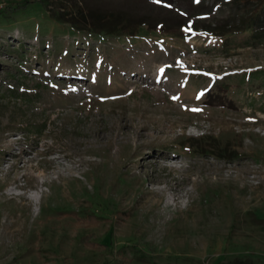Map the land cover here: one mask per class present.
<instances>
[{"label": "rangeland", "instance_id": "rangeland-1", "mask_svg": "<svg viewBox=\"0 0 264 264\" xmlns=\"http://www.w3.org/2000/svg\"><path fill=\"white\" fill-rule=\"evenodd\" d=\"M253 1L62 0L135 36L0 18V264H264V43L216 36Z\"/></svg>", "mask_w": 264, "mask_h": 264}, {"label": "trees", "instance_id": "trees-1", "mask_svg": "<svg viewBox=\"0 0 264 264\" xmlns=\"http://www.w3.org/2000/svg\"><path fill=\"white\" fill-rule=\"evenodd\" d=\"M240 1V0H238ZM245 1V0H241ZM247 2H254L253 0H246ZM258 5L253 9L251 15L244 22L242 28L232 29L231 31L218 33L216 36L224 40L221 43V47L225 49L233 45L231 43L233 40H236L240 37H245L247 45L256 46L260 43H264V0H259ZM37 6L45 10L46 15L50 18L49 21L62 22L71 25L77 32H91L95 35H120V36H135L138 34L139 29L143 26H150L146 21H130L127 19L129 17L125 16H114L110 14L101 13L98 11L86 10L81 7V4L77 3L74 5H66L62 3V0H24L17 3L9 4L5 9L0 11V18L3 20H13L17 17H27L32 14V11ZM64 10V11H62ZM50 16H53L52 19ZM70 16V19L68 17ZM46 22V20L44 21ZM158 26H163L159 24ZM27 32H43L44 27L42 25L36 26L34 24H29L26 27ZM170 31L165 29V31ZM227 37L229 39H227ZM226 38V39H225ZM56 48L52 50L53 54L60 52L62 45L60 40L55 39ZM18 58H24L26 52L23 49L16 51ZM15 56V55H13ZM22 60V59H21ZM22 72V71H18ZM254 80L261 79L264 81V74L258 73L253 76ZM250 80V79H249ZM247 78L243 77L234 87L232 85L225 84L223 89L228 94L239 93L240 87H244L246 84ZM250 86V85H249ZM264 89V87L262 88ZM264 111V109H263ZM30 129L29 132H37L42 134L46 129L45 125H41L36 129H33L28 126ZM95 218V219H94ZM93 221L85 220L88 224H95L98 222V218L94 217ZM83 243L89 246L90 248L98 249L102 245L97 242H93L91 237H85L82 239ZM239 264H251L247 262H239Z\"/></svg>", "mask_w": 264, "mask_h": 264}, {"label": "bare ground", "instance_id": "bare-ground-1", "mask_svg": "<svg viewBox=\"0 0 264 264\" xmlns=\"http://www.w3.org/2000/svg\"><path fill=\"white\" fill-rule=\"evenodd\" d=\"M41 193H42V191H39V194H37L36 196H31V199H33L36 202H38L37 200L39 199V196H40Z\"/></svg>", "mask_w": 264, "mask_h": 264}, {"label": "snow or ice", "instance_id": "snow-or-ice-1", "mask_svg": "<svg viewBox=\"0 0 264 264\" xmlns=\"http://www.w3.org/2000/svg\"><path fill=\"white\" fill-rule=\"evenodd\" d=\"M197 2H199V0H197ZM185 31H189V29H185ZM194 111H198V110H195V109H194Z\"/></svg>", "mask_w": 264, "mask_h": 264}]
</instances>
